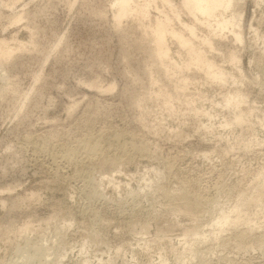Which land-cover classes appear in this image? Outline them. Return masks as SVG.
Listing matches in <instances>:
<instances>
[{
	"label": "rangeland",
	"instance_id": "1",
	"mask_svg": "<svg viewBox=\"0 0 264 264\" xmlns=\"http://www.w3.org/2000/svg\"><path fill=\"white\" fill-rule=\"evenodd\" d=\"M116 1L0 0V39L25 44L0 61V264H264V200L254 215L248 191L264 170V126L257 115L221 126L231 117L222 95L233 88L264 111V1L244 0V77L229 60L238 47L228 29L206 48L237 80L197 77L191 66L180 70L197 77L189 87L150 54L145 29L157 19L190 36L169 2L132 0L136 10L118 24ZM142 7L149 16L140 21ZM197 26L199 43L209 31ZM164 90L176 92L171 105ZM104 157L115 163L101 166ZM239 200L238 224L215 235Z\"/></svg>",
	"mask_w": 264,
	"mask_h": 264
},
{
	"label": "bare ground",
	"instance_id": "2",
	"mask_svg": "<svg viewBox=\"0 0 264 264\" xmlns=\"http://www.w3.org/2000/svg\"><path fill=\"white\" fill-rule=\"evenodd\" d=\"M146 1V0H145ZM148 1V0H147ZM150 1V0H149ZM165 1H167V2H169V4H170V6H172V8H171V10H173V13H174V18H176L175 20H179L180 21V23H181V25H182V27H184L185 29H187V31H188V33H190V36H186L185 34H184V31H179V30H177V28H176V26L174 27V24H173V21H174V19H172V18H170L169 16L167 17H165L164 19H157V20H155V24L153 23L152 25H148L150 28L148 29V28H146V26H145V28H143V29H145V32H146V34L148 33L149 34V32H150V35H151V37L148 35V38L150 37L151 38V44H153L154 43V48H152L151 47V49H152V51H150V54H151V57L153 58L152 60H155V61H157V62H159L158 64L159 65H163L164 67H165V69H164V71L165 70H169V67H171V71H173V72H177L178 70H179V72H181V71H183V69H185V70H188L189 68H190V70H192L191 69V66H194L196 69L198 68V74H197V77H198V75L200 74V72L201 71H203V72H205L204 73V76H205V74H206V76H208L209 77V79L208 80H213V81H217V82H219V83H225L228 79H230L229 77H232V76H229V74L224 70L225 68H223L222 67V65L221 64H219V63H217V59L215 58V60L213 59V58H211V56L209 55V54H211L212 52H213V50L215 49V43L213 42V38H214V36H222V32H224L225 30H228V29H230V32L233 34V36H234V38H235V41H236V43H237V47L238 48H234L232 51H230V53H229V56H230V61L234 64V65H236L237 66V68H239V72L241 73V75H242V77H244L243 75H244V73H243V69H241L240 68V66L238 65V64H240V61H241V55H240V48H243V46H244V36H243V29H244V16H245V11H244V0H182V2H183V6H182V8L181 7H178V6H176L175 5V3H173L172 2V0H165ZM264 1V0H263ZM117 2V4L119 5L118 7H119V12L117 13V14H114V16H115V18H116V21H118L117 23L119 24V22L120 21H122V19L125 17H127V16H129L130 14H131V12L133 13V11L134 10H136L135 8H133V6L131 5V3L133 2L132 0H118V1H116ZM115 2V3H116ZM166 2V3H167ZM114 3V4H115ZM147 4H149V2L147 3ZM150 4H151V2H150ZM114 6H116L117 7V5H114ZM145 6H146V4H145ZM148 6V5H147ZM117 7V8H118ZM149 7V6H148ZM143 8V9H142ZM141 9V11L140 10H138L137 11V14H139V17L141 18L140 19V21L142 20V19H146V17H148L149 16V12L146 10V9H148L147 7H146V9H144L145 7H142ZM185 9V11H187L189 14V17L191 16L194 20V22L192 21L191 23H189V22H186V21H184L183 20V18H182V10H184ZM117 12V11H116ZM166 15V14H165ZM167 15H169V14H167ZM16 17H18V16H16ZM16 17H14V18H16ZM14 18H13V20H14ZM20 17H18V19L16 18V22H18V20H20L19 19ZM139 19V18H138ZM191 20V19H190ZM15 21V20H14ZM139 21V20H138ZM143 22V21H142ZM148 22V21H147ZM177 22V21H176ZM121 23V22H120ZM144 23V22H143ZM150 23V22H149ZM151 24V23H150ZM173 24V25H172ZM197 24L198 25H203V26H205V28H207L208 29V35L206 34V35H202V37H200L199 39H200V41H199V43H196V37H198L197 35V29H198V27L199 26H197ZM142 25V24H141ZM147 26V27H148ZM142 27H143V25H142ZM180 29V28H179ZM150 30V31H149ZM197 34V35H196ZM143 36V35H142ZM196 36V37H195ZM170 37H174L176 40H177V42H178V46L180 47V50H178L177 51V53L180 55V56H178V54H177V56L179 57V59H177V58H175L174 56H173V51H172V44L170 43V41H169V38ZM228 38V37H227ZM18 39V38H17ZM16 39V40H17ZM215 40H216V38H215ZM136 41V40H135ZM147 41H149V40H147ZM146 41V42H147ZM153 42V43H152ZM202 44L204 45V46H202ZM16 46L14 47L13 45H12V42H10V41H8V40H6V39H0V61L2 62V61H7L9 58H12L11 56L13 55V53H14V51H15V49H17L16 47H23L25 44H23V43H17V44H15ZM33 45V44H32ZM152 46V45H151ZM209 48V49H211L212 51H211V53H207V51H208V49L207 48ZM18 48V49H19ZM24 48V47H23ZM207 50H206V49ZM214 48V49H213ZM17 49V50H18ZM182 49H184V50H182ZM176 51V50H175ZM175 51H174V53H175ZM185 51V52H184ZM209 52V51H208ZM185 53V54H184ZM175 54V55H176ZM212 55V54H211ZM227 62V63H226ZM225 62V64H228L229 65V63H228V61H226ZM154 64V63H153ZM156 64V63H155ZM223 65H224V63H222ZM231 64V63H230ZM157 65V64H156ZM233 65V66H234ZM147 66V65H146ZM158 68V67H157ZM162 68V67H161ZM193 68V67H192ZM194 68V69H195ZM236 68V67H235ZM182 69V70H181ZM152 70V69H151ZM150 70V71H151ZM163 70V69H162ZM161 70V71H162ZM181 70V71H180ZM185 70L183 71V72H185ZM189 70V71H190ZM201 70V71H200ZM188 71V73H190ZM196 72H197V70H195ZM146 72V71H145ZM167 71H165V73H166ZM183 72H181V73H179V75H181V74H185V73H183ZM202 72V73H203ZM169 74V73H168ZM174 75V74H173ZM176 75V74H175ZM201 75V74H200ZM172 76V75H171ZM170 76V77H171ZM183 75H181V77H182ZM185 76V75H184ZM184 76L182 77L183 79H179V80H181V82H182V86L184 85H187L188 87H189V85L188 84H190L191 85V83H195V81L196 80H198V79H195V78H197V77H195L194 76V80L193 79H190L189 77L191 76H189V77H185L184 78ZM187 76H188V74H187ZM202 76V75H201ZM201 76H199V77H201ZM7 77V76H6ZM172 77H174V76H172ZM179 77V76H178ZM207 77V78H208ZM241 77V76H240ZM38 78H39V76H38ZM192 78V77H191ZM202 78H206V77H202ZM201 78V79H202ZM233 79L235 78V77H232ZM231 78V79H232ZM138 79V78H137ZM155 79V78H154ZM153 79V80H154ZM174 79H175V77H174ZM236 79V78H235ZM240 79H242V78H240ZM176 80V79H175ZM178 80V81H179ZM193 80V81H192ZM207 80V79H206ZM206 80H205V82H206ZM237 80V79H236ZM199 81H200V79H199ZM199 81H198V83H199ZM202 81V80H201ZM204 81V80H203ZM203 81H202V83H203ZM241 81V80H240ZM159 82V81H158ZM158 82H157V84H158ZM173 82H174V80H173ZM180 82V81H179ZM204 82V83H205ZM234 82V81H233ZM156 83V82H155ZM177 83V82H176ZM208 84H210L211 82H207ZM213 83V82H212ZM180 84V83H179ZM154 85V84H153ZM174 85V84H173ZM177 85V84H176ZM181 85V84H180ZM201 85H203V84H201ZM212 85V84H211ZM228 85V84H227ZM226 85V86H227ZM231 84L229 83V86H230ZM233 85V84H232ZM204 86V85H203ZM206 86H209V85H207L206 84ZM205 86V87H206ZM224 86V85H223ZM225 86V87H226ZM180 87L181 86H179V88H178V86L176 87L177 89H179L180 90ZM186 87V86H185ZM217 87V86H216ZM219 87V86H218ZM217 87V88H218ZM235 87V86H234ZM154 88V87H153ZM182 88V87H181ZM211 88V87H210ZM217 88H216V90H217ZM222 88V90H223V87H221ZM175 89V88H174ZM176 89V90H177ZM185 89V88H184ZM227 89H229V87L227 88ZM8 90V89H7ZM182 90V89H181ZM187 90V89H186ZM198 90V89H197ZM196 90V91H197ZM200 90V89H199ZM208 90V89H207ZM210 90V89H209ZM225 90V89H224ZM233 90H234V88H233ZM232 90V91H233ZM31 91V90H30ZM128 91V90H127ZM159 91H161L160 89H159ZM158 91V92H159ZM165 91V90H164ZM174 91V90H173ZM178 91V90H177ZM189 91V90H188ZM195 91V92H196ZM227 91V90H226ZM225 91V92H226ZM229 91V92H227V94H225V95H222V97L224 96V101H223V103H222V105H221V103L220 104H218L219 106L221 105V106H224L225 108H227L229 111V113H230V115H231V117L230 118H226V119H223V122L222 121H220V117L218 116V119H219V121L220 122H222L221 123V126L222 127H235V126H242V125H244V124H246V123H249V122H251V117L253 116V115H257V117H258V119H259V123L262 125V126H264V114L263 115H260L259 113H261V111H262V113H264V111L263 110H261L260 109V107H258L257 105L258 104H256V103H254V102H256V101H254L253 103H251L252 102V100H250L251 102H249L248 101V99H250V98H248L247 99V97H249L248 95L246 96V94H245V92H243V90L241 91L240 89L239 90H237V89H235V91ZM152 92V91H151ZM157 92V93H158ZM163 91H161V93H162ZM170 92V91H169ZM187 92V91H186ZM200 92V91H199ZM221 92V91H220ZM148 93V92H147ZM164 93V92H163ZM176 93V92H175ZM174 93V94H175ZM178 93V92H177ZM182 93V92H181ZM191 93V92H190ZM201 93V92H200ZM200 93H199V95H200ZM222 93V92H221ZM155 96H156V91H155ZM160 94V93H159ZM172 95L171 94V92L170 93H166V91H165V94H163L165 97H161V98H165V100L167 101L166 103L168 104L169 103V105H171V103H172V98H175L174 96L176 95ZM180 94V93H179ZM185 94V93H184ZM197 94V93H196ZM204 94V93H203ZM217 94V93H216ZM162 95V96H163ZM202 95V94H201ZM207 94L205 93V96H206ZM157 96H158V94H157ZM161 96V95H160ZM180 96V95H179ZM182 96V95H181ZM210 96V95H209ZM221 96V95H220ZM219 96V97H220ZM177 97V96H176ZM185 97V96H184ZM203 97V96H202ZM211 97V96H210ZM216 97V96H215ZM215 97L213 98V99H215ZM158 98V97H157ZM156 98V99H157ZM179 98V97H178ZM206 98H207V96H206ZM206 98H203V100L204 99H206ZM221 98V97H220ZM155 99V100H156ZM160 99V98H159ZM193 99V98H192ZM191 99V100H192ZM196 99V98H195ZM201 99V98H200ZM211 99V98H210ZM217 99V98H216ZM26 100H28V99H26ZM174 101H175V99H173ZM181 100V99H180ZM199 100V99H198ZM142 101V100H141ZM173 101V102H174ZM188 101V100H187ZM195 101V100H194ZM201 101V100H200ZM208 101V100H207ZM206 101V102H207ZM210 101V100H209ZM212 101V100H211ZM221 101V100H220ZM162 102V101H161ZM176 102H178V101H176ZM191 103L192 101H188V103ZM205 102V101H204ZM214 102V101H213ZM222 102V101H221ZM158 103V102H157ZM164 103V102H163ZM188 103H187V105H188ZM189 103V104H190ZM196 103V102H195ZM24 104V103H23ZM136 104V103H135ZM141 104V103H140ZM173 104H175V103H173ZM192 104V103H191ZM190 104V105H191ZM193 104H194V102H193ZM168 105V106H169ZM204 105V104H203ZM208 105V104H207ZM212 105V104H211ZM164 106V105H163ZM189 106V105H188ZM200 106V105H199ZM198 106V107H199ZM24 107V106H23ZM164 107H166V106H164ZM164 107L162 108L163 110H164ZM191 107V106H190ZM190 107H188V108H190ZM197 107V108H198ZM202 107V106H201ZM169 108H171V107H169ZM173 108H174V106H173ZM193 108V107H192ZM196 108V109H197ZM22 109V108H21ZM172 109V108H171ZM175 109H176V107H175ZM174 109V110H175ZM204 109V108H203ZM189 110V109H188ZM194 110V109H193ZM192 110V111H193ZM199 110V113H201L200 112V110L201 111H203L202 109H198ZM206 110V109H205ZM204 110V111H205ZM168 111V110H167ZM177 111V110H176ZM191 111V110H190ZM204 111H203V113H204ZM212 111H213V109H212ZM194 112V111H193ZM196 112V111H195ZM216 112V111H215ZM221 112H223V111H221ZM173 113H174V111H173ZM176 113V112H175ZM188 113L190 114V112L188 111ZM198 113V114H199ZM224 113V112H223ZM177 114V113H176ZM188 114V115H189ZM193 114V113H192ZM191 114V115H192ZM202 114V113H201ZM204 114H207L208 115V117H213V115L214 114H212L211 113V111H209V110H207V111H205V113ZM203 114V115H204ZM219 114V113H218ZM173 115V114H172ZM171 115V116H172ZM182 115V114H181ZM187 115V116H188ZM195 115V114H194ZM221 115V114H220ZM229 115V116H230ZM196 116V115H195ZM184 117V116H183ZM186 117V116H185ZM198 117V116H197ZM196 117V118H197ZM223 117V116H222ZM226 117V116H225ZM257 117H256V119H257ZM206 118H207V116H206ZM214 118V117H213ZM215 118H216V116H215ZM224 118V117H223ZM253 118H254V116H253ZM212 119V118H211ZM255 119V118H254ZM200 120V119H199ZM215 120V119H214ZM216 120H217V118H216ZM199 122V121H198ZM213 122V121H212ZM145 123V122H144ZM203 123V122H202ZM207 123H208V121H207ZM210 123H211V121H210ZM204 124V123H203ZM91 125V124H90ZM213 125V124H212ZM216 125V124H215ZM219 125V124H218ZM258 125V124H257ZM156 126V125H155ZM200 126V125H199ZM202 126V125H201ZM200 126V127H201ZM204 126V125H203ZM247 126V125H246ZM252 127V126H251ZM202 128V127H201ZM201 128H199V130L198 131H200V129ZM204 128V127H203ZM206 128H210V126L209 125H206ZM218 128H219V126H218ZM212 129V128H211ZM214 129H216V131H217V128H215L214 127ZM242 129V128H241ZM245 129H248V130H250V128H245ZM177 130V129H176ZM210 130V129H209ZM208 130V131H209ZM242 130H244V128L242 129ZM207 131V132H208ZM212 132H213V130H211ZM175 132V131H174ZM183 132V131H182ZM205 132H206V129H205ZM236 131H234L233 130V133H235ZM252 132H253V130H252ZM214 133H215V131H214ZM238 133V132H237ZM202 135H203V133H201ZM208 134V133H207ZM220 134V133H219ZM184 135V134H183ZM212 135V134H211ZM215 135V134H214ZM221 135V134H220ZM219 135V136H220ZM226 135V134H225ZM236 136V135H235ZM240 136H241V134H240ZM243 136V135H242ZM252 135H250V137H251ZM28 137V136H27ZM94 137V136H93ZM134 137V136H133ZM183 137V136H182ZM208 137V136H207ZM212 137V136H211ZM214 137V136H213ZM222 137V136H221ZM252 137H254V136H252ZM117 138V137H116ZM215 138V137H214ZM240 138V137H239ZM206 139V138H205ZM208 140V139H207ZM209 140H211L210 138H209ZM89 141V140H88ZM237 141H238V139H237ZM242 141V143H243V140H241ZM90 142V141H89ZM96 142V141H95ZM230 142V141H229ZM239 142V141H238ZM261 142H263L264 143V141H261ZM244 143H246L245 141H244ZM247 143H249V142H247ZM251 143V142H250ZM231 144V143H230ZM90 145V144H89ZM262 145V144H261ZM88 146V145H87ZM94 145H92V147L90 146L88 149H86L87 151H86V153L87 154H89V152L92 154L94 151H95V146H97V145H95L94 147H93ZM136 146V145H135ZM235 146V145H234ZM243 146H244V144H243ZM246 146H250L249 144H247ZM245 146V147H246ZM85 148H86V146H84ZM238 147H239V145H238ZM241 147V146H240ZM233 148V147H232ZM247 148V147H246ZM126 149V148H125ZM241 149V148H240ZM243 149V148H242ZM245 149V148H244ZM89 150V151H88ZM76 151H78V150H76ZM84 151V150H83ZM98 151V148L96 149V152ZM244 151H246V150H244ZM85 152V151H84ZM104 152V151H103ZM70 154V153H69ZM105 154V153H104ZM95 155V154H94ZM98 155V154H97ZM96 155V156H97ZM90 156H93V155H90ZM105 156V155H104ZM83 157V156H82ZM117 157V156H116ZM78 158V157H77ZM99 158V157H98ZM105 159H106V157H104ZM109 158V157H108ZM73 159V158H72ZM113 159H114V157H113ZM116 159V158H115ZM79 160V159H78ZM94 160V159H93ZM97 160V159H96ZM99 160V159H98ZM100 160H102V161H100ZM99 161L101 162L100 164H101V166H102V163H103V165L105 166H107L108 164H113V163H115L114 161L113 162H111L110 160L108 161V159H106V160H104L103 161V159H100ZM86 161V160H85ZM120 162V161H119ZM98 163V162H97ZM71 165V164H70ZM111 166V165H110ZM118 166V165H117ZM100 167V166H99ZM101 168V167H100ZM104 168V167H103ZM116 169V168H115ZM106 170V169H105ZM104 170V171H105ZM262 171H264V170H262ZM262 171H260L259 173H258V177L256 176V182L258 183V186H255L254 188H252L251 190H248V191H250V193H249V196H250V199H249V203L251 204V206L253 207V209H252V212H253V214L254 215H256V214H258V212H259V208L262 206V202H263V198L262 197H264V175H262L263 173H262ZM256 183V184H257ZM149 183H146V185H148ZM250 187V186H249ZM264 204V203H263ZM243 205V201H241V200H239L237 203H236V205L233 207V209L231 210V211H224L219 217H218V220L216 221V223L214 224V227H215V232H216V230H218V232L219 233H221V232H224V231H226L227 230V228H228V225H237L238 224V222H237V218H235V217H233V215H232V213L233 212H235V211H238V210H240V207ZM73 222H71V224H72ZM235 225V226H236ZM27 226V225H26ZM208 226V225H207ZM22 229V228H21ZM186 234L187 233H185V234H183L184 236H186ZM183 235H180V236H183ZM215 235H218L217 234V232H216V234ZM177 236V235H176ZM183 236V237H184ZM166 237H167V235H166ZM170 237V236H169ZM168 237V238H169ZM175 237V236H174ZM183 237H180V238H183ZM164 238H165V236H164ZM167 238V240H169ZM172 238V237H171ZM160 240V239H159ZM171 240V239H170ZM178 241H180V240H178ZM182 241H184V240H182ZM181 241V242H182ZM87 242V241H86ZM86 242L85 243H83L84 245L86 244ZM172 242V241H171ZM170 242V243H171ZM40 243V242H39ZM42 243V242H41ZM178 243H180V242H178ZM37 245V244H36ZM174 245V244H173ZM179 245V244H178ZM32 246V245H31ZM43 246V245H42ZM42 246H40L39 245V247H37L36 248V251L37 250H42L43 249V247ZM32 248H33V246H32ZM30 249V248H29ZM116 249V248H115ZM40 250V251H41ZM112 250V249H111ZM110 250V251H111ZM120 249L118 248V251H119ZM36 251H35V253H36ZM109 251V252H110ZM42 252H43V250H42ZM41 252V253H42ZM109 252H108V254H109ZM117 252V251H116ZM34 253V252H33ZM162 253V252H161ZM160 253V254H161ZM115 254V253H114ZM134 254V253H133ZM160 254H158V256L160 255ZM29 255V254H28ZM104 255V254H103ZM111 255V254H110ZM109 255V256H110ZM117 255V254H116ZM164 255V254H163ZM114 256V255H113ZM161 256V258H162V255H160ZM132 257V256H131ZM165 257V256H164ZM26 258V257H25ZM27 258H28V256H27ZM96 258H98L97 256H96ZM110 258V257H109ZM136 258V257H135ZM135 258H134V260H135ZM151 258H153V257H151ZM31 259V258H30ZM108 259V258H107ZM159 259V258H158ZM163 259H165V258H163ZM102 260V259H101ZM151 260V259H150ZM162 260V259H161ZM100 261V260H99ZM104 261V260H103ZM163 261V260H162ZM155 263V262H154ZM153 263V264H154ZM160 263H162L161 261H160ZM159 263V264H160ZM133 264H136V263H133ZM162 264H164V263H162Z\"/></svg>",
	"mask_w": 264,
	"mask_h": 264
}]
</instances>
